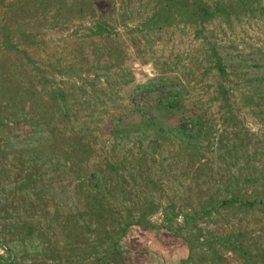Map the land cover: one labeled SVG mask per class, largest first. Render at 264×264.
<instances>
[{
  "label": "rangeland",
  "instance_id": "1",
  "mask_svg": "<svg viewBox=\"0 0 264 264\" xmlns=\"http://www.w3.org/2000/svg\"><path fill=\"white\" fill-rule=\"evenodd\" d=\"M236 1L0 0V264H250L236 234L262 264L264 0Z\"/></svg>",
  "mask_w": 264,
  "mask_h": 264
},
{
  "label": "trees",
  "instance_id": "2",
  "mask_svg": "<svg viewBox=\"0 0 264 264\" xmlns=\"http://www.w3.org/2000/svg\"><path fill=\"white\" fill-rule=\"evenodd\" d=\"M154 1H155V7H154L155 9L147 18H171L172 16L176 17L175 15L178 14L181 19L191 21L192 18H204L205 16L212 14L211 10L207 9V6H205L203 3L195 4L196 0H154ZM227 3L230 4L232 3V1L227 2ZM236 3L239 5H245V4H249L250 0H237ZM213 54L215 57L214 59H215L216 67L219 69L220 72H223L224 69H223L220 58L217 56L215 52ZM58 96L63 102H66V100L63 99L62 93L58 92ZM81 149H85V147L82 146ZM88 163L89 161L86 162V166L88 165ZM86 166L83 164V167H86ZM95 185L97 186L98 182H95ZM229 201L235 202L236 199L235 198L228 199V200L223 199V200H217V201L215 199H210L208 202H209L210 207L217 208L219 207L217 205H219L220 203L225 204V203H229ZM58 209L61 210L63 209V207L61 208L58 206ZM204 213H209V212L208 210H205L202 214H197V215L195 213L193 214L186 213L184 215V221L185 223H189L193 218H197L198 216H201ZM133 219L134 218H132V220ZM136 221L143 224V214H140V216L136 218ZM85 224H86L85 221L81 223V225L83 226H85ZM237 236L238 234L231 236V237H226V238L217 237V240H219L222 244L228 245L232 249L236 250L250 264H260L256 261L251 260L250 256H248L249 254L247 255L248 250L242 244L241 241L237 240L238 239ZM110 246L115 247V242H111ZM105 253H108V249L105 250ZM112 263L116 264L115 261ZM262 264H264V261L262 262Z\"/></svg>",
  "mask_w": 264,
  "mask_h": 264
}]
</instances>
